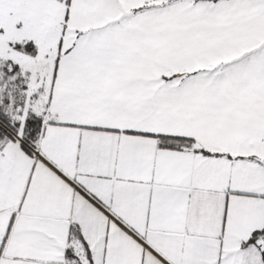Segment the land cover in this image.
I'll return each mask as SVG.
<instances>
[{
	"label": "snow or ice",
	"instance_id": "6c2138e0",
	"mask_svg": "<svg viewBox=\"0 0 264 264\" xmlns=\"http://www.w3.org/2000/svg\"><path fill=\"white\" fill-rule=\"evenodd\" d=\"M0 264H264V0H0Z\"/></svg>",
	"mask_w": 264,
	"mask_h": 264
}]
</instances>
